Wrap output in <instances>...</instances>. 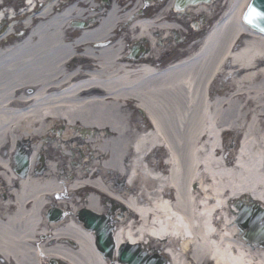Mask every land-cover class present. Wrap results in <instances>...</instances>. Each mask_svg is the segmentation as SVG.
I'll return each instance as SVG.
<instances>
[{"label": "bare ground", "instance_id": "obj_1", "mask_svg": "<svg viewBox=\"0 0 264 264\" xmlns=\"http://www.w3.org/2000/svg\"><path fill=\"white\" fill-rule=\"evenodd\" d=\"M27 1L22 34L11 36L13 23L0 34V264H110L78 218L104 215L109 197L135 216L117 246L175 235L190 264H264V248L250 247L222 206L242 193L264 204V35L242 21L251 0H228L188 48L172 45L183 25L168 16L172 0L153 17L127 0ZM127 39L146 55H129ZM175 52L182 60L162 69ZM222 130L245 131L237 167L215 151ZM21 143L31 152L24 176L11 165ZM161 146L169 169L152 160ZM38 154L50 159L43 169Z\"/></svg>", "mask_w": 264, "mask_h": 264}, {"label": "water", "instance_id": "obj_2", "mask_svg": "<svg viewBox=\"0 0 264 264\" xmlns=\"http://www.w3.org/2000/svg\"><path fill=\"white\" fill-rule=\"evenodd\" d=\"M198 0H193L192 3H197ZM244 22L253 30L258 33L264 34V0H252L250 6L244 16ZM26 163L23 162L21 165H25ZM96 222L94 219L86 216L85 222L91 229H95L99 231L97 233V245L102 248V246L106 249L108 248V240L106 237L102 236L101 231V220H97ZM120 260L124 262L132 263V257L129 254H122Z\"/></svg>", "mask_w": 264, "mask_h": 264}, {"label": "rangeland", "instance_id": "obj_3", "mask_svg": "<svg viewBox=\"0 0 264 264\" xmlns=\"http://www.w3.org/2000/svg\"><path fill=\"white\" fill-rule=\"evenodd\" d=\"M224 3V2H223ZM223 3H221L220 4V2H219V0H218V2L216 3V4H214V6L212 7V8H209V9H207V8H205L204 10L206 11V13L208 14V16H209V19H213L214 18V16H216V14L218 13V11H219V9L222 7V5H223ZM1 4H3L4 6H8V7H10V6H15V7H17V6H19V5H21L22 4V2L20 1V0H0V5ZM155 7V5H150L149 6V8L150 9H147V10H151L152 8H154ZM145 11V10H144ZM151 11H154V10H151ZM197 12H199V11H197ZM20 22L18 21V24H19ZM18 24H17V27H16V29H15V32L14 33H16V35H21V32L20 31H18ZM19 30H20V28H19ZM14 36H15V34H14ZM11 42H14V41H11ZM194 43V42H193ZM192 43V44H193ZM191 45V44H190ZM235 134H232V135H228V136H226V139H227V137L229 138L230 137V139H228V141H230V140H232V138L233 137H235L234 136ZM230 143V142H229ZM233 143V142H232ZM231 143V145H234V143L232 144ZM80 147V146H79ZM84 152H85V150H84ZM154 156H155V158H158L159 160L161 159V157L163 156V152H156L155 154H154ZM80 157V153H79V150L77 151V158H79ZM13 160V157L11 158V161ZM84 194H86V192H84ZM228 217H229V219H233L232 217H231V214L230 213H228ZM234 229H235V227H233ZM176 256H177V259H181V260H185V259H187L188 257H189V255L188 256H183L181 253H177L176 254Z\"/></svg>", "mask_w": 264, "mask_h": 264}, {"label": "flooded vegetation", "instance_id": "obj_4", "mask_svg": "<svg viewBox=\"0 0 264 264\" xmlns=\"http://www.w3.org/2000/svg\"><path fill=\"white\" fill-rule=\"evenodd\" d=\"M205 27H206V25H205V26H204V25H202L201 31H202V30H204V28H205Z\"/></svg>", "mask_w": 264, "mask_h": 264}]
</instances>
